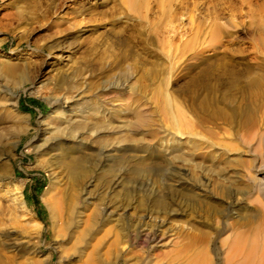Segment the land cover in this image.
I'll list each match as a JSON object with an SVG mask.
<instances>
[{
    "label": "rangeland",
    "instance_id": "rangeland-1",
    "mask_svg": "<svg viewBox=\"0 0 264 264\" xmlns=\"http://www.w3.org/2000/svg\"><path fill=\"white\" fill-rule=\"evenodd\" d=\"M222 58L237 70L232 90L215 80ZM58 105L73 106L68 122L61 124ZM99 106L112 109L110 119ZM6 107L22 115V131ZM58 124L73 125L92 143L79 152H86L93 173L103 168L92 195L111 167L122 174L113 202L129 192L135 206L110 215L101 212L103 197L84 203L83 219L92 214L87 249L101 240L95 256L103 264H197V255L199 264L261 260L264 0H0V264L45 257L44 264L78 263L73 255L58 261V238L42 199L54 182L50 161L60 151L41 150L40 139L54 131L41 130ZM216 150L220 168L209 166L210 183L200 185V164L205 158L210 165ZM221 169L225 181L215 172ZM222 181L227 190L216 184ZM15 185L28 210L21 217L11 204ZM148 211L152 220L143 217ZM26 218L42 223L39 234H29ZM116 235L118 253L108 256Z\"/></svg>",
    "mask_w": 264,
    "mask_h": 264
},
{
    "label": "bare ground",
    "instance_id": "bare-ground-1",
    "mask_svg": "<svg viewBox=\"0 0 264 264\" xmlns=\"http://www.w3.org/2000/svg\"><path fill=\"white\" fill-rule=\"evenodd\" d=\"M221 40H222V37L218 36V38H216L215 43L219 44L221 42ZM215 80L217 81L218 85H223L226 83L228 85L227 87L229 90H232L233 88H235L237 86V84H238L237 70L233 67L232 63L228 59L225 60L222 58V59H219L217 61V71L215 74ZM119 86L117 84V85H113L112 87L118 89ZM64 100H65V102L69 101V98L66 97ZM15 104H16V102L12 103L13 106H15ZM60 107L61 106L58 105V108H60ZM99 108H101V107L99 106ZM97 109H98V107H97ZM6 110H8V107H6ZM14 110H16V107L14 108ZM111 110L112 109H110V108L102 107L101 110H98V111L101 112V114L104 117H106L107 119H110V117H111L110 111ZM59 111L62 115V118H61V120H62L61 124H62V123H65L69 119L68 118L66 120V118L68 117L67 115L73 114V106L72 105H63L61 107V110H59ZM118 111L121 112V110H118ZM9 113H11L13 115V117L15 118V125L14 126H16L15 128H17L18 131H20L23 127H25V122L23 121V119L21 117L22 115L20 116L18 112H15V111L13 112V110H10ZM77 113H79V112H77ZM5 114H6V112H5ZM85 114H87V113H85ZM8 118H9V116H8ZM85 119H87V118H85ZM70 120H71V118H70ZM72 121H75V120H72ZM99 121H101V120H99ZM110 121L108 123H110ZM80 122H81V120H80ZM80 122H78V124ZM106 122H105V120L103 121L104 124ZM97 123H99V122H97ZM108 123H106V124H108ZM61 124L60 125L58 124L59 126L54 125V126H56L54 129L44 127L41 130L43 134L48 133L49 131L51 133V130H54V131H52V134H50L46 137H43V139H40V140H42V142H41L42 143V149L41 150H44L45 148H49L52 146V147H56V149H59V151H60L57 154L53 155V157L50 161V163L53 164V166H54V167H52V174L54 177V182H52L51 184L46 186L44 195L42 197L43 201L48 203V206L50 209L49 211H50L51 219L53 222L52 226L54 228L55 235L58 238L57 246L60 247V252H59V257H58L59 260L58 261H64L65 258H67L70 255H73L74 257L75 256L78 257V261L76 260L78 262L77 264H103V262L100 260V257H98L99 255L95 256V250L97 252L96 248L98 246H100L99 244H101V240L95 246H93V249L91 251H88V249H87L88 248V242L86 240L87 239L86 238L87 237L86 236L87 235L86 224L90 220V217L92 214H91V211L89 214H87V216H86L87 222L85 221V219H83V218H85V215H86V209H85V207H83L84 203L90 204V203H92V199H95L98 197L99 198L103 197V199H105V200L103 201L101 199L103 201L101 203L102 205L100 207L101 212L103 213V211L106 212L107 210H109V214L111 213L110 215L117 214L116 210H118V209H122L124 211H127V210L131 209V207L133 208L135 206H130L131 205L130 201H132V200L129 197V192H125L123 197L120 199L115 198L116 201L113 202L115 196L113 195L112 191L116 187L119 186V184L121 182L119 180L121 178L120 175H122L120 173V171L119 172L116 171V170H119L116 168H115L116 169L115 173L112 172L111 167H110V169L107 168L108 170H106V171L110 172L109 174L111 175V177L106 179L105 182L102 184L100 193H97V195H95V196L92 195L91 187L95 186V184H96L95 182L99 178V173L101 171H103V168H102V170L100 169L101 170L100 172H98V173L95 172L96 174L93 173L94 171H92V170H94L95 168L94 169L92 168L93 167L92 162L89 163L91 165H87L85 162V159H87V158H85L84 154L86 152L84 151L85 152L84 153L82 151L84 154L79 153V152H81V150H83L85 148H91L92 143L90 144L89 141L84 140V138L82 137V133L79 132L78 130H76V127H73V125L70 126L69 124H64V126H61ZM91 124H93V122H91ZM94 124H95V122H94ZM102 124H101V126H102ZM79 125L81 126V123ZM46 126H47V123H46ZM94 126H96V125H94ZM103 126H105V125H103ZM77 127H79V126H77ZM99 127H100V125H99ZM2 136H3V133L0 134V140L3 141V139H1ZM2 141H0V142H2ZM0 146H2V144H0ZM39 147H40V145H39ZM160 148H162L161 150L168 151L169 146L163 145ZM107 149L108 148L101 149L100 153L104 154L105 152L108 151ZM220 155H221V151H218V150L214 151V155H213L212 159L210 160V162H211L210 165L207 164V162H206L207 160L205 158L202 160V162L200 164V169L202 170V178L199 180L200 185H203V186L206 185L207 186L210 183L211 179L207 175V173H208L207 168L209 166L210 167L214 166V167L218 168L220 166V164H219L220 158L218 159L219 161L217 160V158L220 157ZM106 158L104 160H106ZM232 161H233L232 157L227 158V163H231ZM3 165H5V164L3 163ZM143 169L146 170V167H144ZM215 172H217V174H219L220 176H223V178L221 177V179H223V180L228 179V176H226V172H224L223 169L216 170ZM251 172L252 171H250L249 169H246V173H244V175L246 174V176H248ZM220 176H217V177L221 181V179L219 178ZM230 178H232V177H230ZM260 179H261V177H260ZM261 180H264V177H262ZM213 181L215 182V180H213ZM216 181H218L217 178H216ZM216 184H218V186L220 187L219 188L220 191H222L221 189H223V190L228 189V187H226L227 184L225 185V183L223 181H222V183H220V185L218 182ZM20 186L15 185L12 189L13 192L9 191L10 193H12L11 194L12 195V197H11L12 203L11 204H13V210H14L13 212L17 216L20 215L19 217L23 216V214H25V213L27 214V211H28L26 206H25L24 201L22 200V193H21ZM232 186L233 185H231V187ZM216 187H217V185H216ZM8 190H10V189H8ZM8 190H6V191L8 192ZM231 191H233L234 194L238 193L237 190H236L237 193L234 190H231ZM219 192H217V193H219ZM228 192L229 191H227L226 194H228ZM82 202H83V204L81 206ZM154 203H156L160 206H164L165 203H167V202L161 198H156V199H154ZM92 213H94V212H92ZM119 213H120V211H119ZM107 214H108V212H107ZM118 215L120 216V214H118ZM16 217H14V218L16 219ZM25 217H27V216H25ZM107 217H106V219H107ZM110 217L112 218V216H110ZM143 217L146 218L147 220H152L153 216H152L151 211H148L146 214L143 215ZM117 218L119 219L118 216H117ZM117 218L114 217L113 220H117ZM17 219H18V217H17ZM26 219L27 220L24 221V224L28 228V230L30 232L29 234L34 235V236L36 234H39L41 231V228H42V223L40 221L32 219V218H31L32 220L31 219L29 220L28 218H26ZM19 222H21V221H19ZM147 222L148 221H146L145 223H147ZM111 231H112V228L109 229L107 232H111ZM150 231L152 233L153 229L151 228ZM119 243H120L119 239L116 235V237L113 239V241H111V243L106 247L107 250L105 251V254H107L109 256V254H111V251H113V249L115 250L116 253H118L117 250L119 247ZM59 247H58V249H59ZM199 252H201V251H198L195 255L200 254ZM250 253L252 254V251ZM96 254H99V253H96ZM108 256H107V258L109 259ZM45 259H47V257H45ZM45 259H44V261L41 259H36L34 261V263L35 264H44L45 262H48L47 260L45 261ZM194 260H195V262H197V264H199L198 255L194 258ZM245 264H264V255H261V260H259L258 263H255L254 259L251 258V259H247V262Z\"/></svg>",
    "mask_w": 264,
    "mask_h": 264
}]
</instances>
